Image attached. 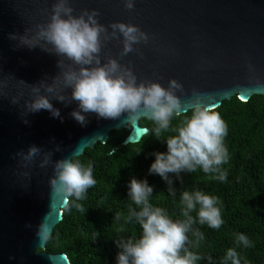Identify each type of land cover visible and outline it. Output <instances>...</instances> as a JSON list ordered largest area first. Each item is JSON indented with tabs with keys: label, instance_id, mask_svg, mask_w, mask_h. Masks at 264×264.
<instances>
[{
	"label": "clouds",
	"instance_id": "1",
	"mask_svg": "<svg viewBox=\"0 0 264 264\" xmlns=\"http://www.w3.org/2000/svg\"><path fill=\"white\" fill-rule=\"evenodd\" d=\"M122 2L126 10L135 7V0ZM43 15L46 21L34 22L22 34L7 36L16 48L29 51L38 48L56 58L57 73L45 74L32 84L11 74L0 75V99L22 109L19 113L22 123L28 125V116L42 110L63 123L61 111L53 101L65 107L75 103L76 108L69 115L82 127L87 126L90 115H95L97 120L121 121L133 129L141 119H146L152 127L144 131H150L155 140L166 145V151L150 154L154 160L147 174L163 181L167 195L174 202L178 192L175 185L177 181L183 184L182 174L202 171L211 180L227 182L228 171L223 165L230 160L225 144L228 126L220 113L204 103L195 91L188 104L182 103L178 93L183 94L184 88L177 80L170 79L165 87L158 79L138 78L131 63L120 62L128 54L138 52V45L149 43L146 32L131 22L104 25L99 22L98 10L85 8L77 12L72 0H54L50 10H43ZM112 40L122 44L120 58L104 55L103 50ZM181 116L185 118L173 126L174 118ZM49 143L53 145L51 149L31 144L26 151L21 149L13 154V159L18 158L19 167L24 169L20 174L30 179L33 167L51 168L50 193L66 206L86 213L80 201L96 185L94 163L82 161L75 152L54 159L63 149L55 138ZM116 152L111 147L107 155L114 157ZM154 187L147 178L135 176L127 183L125 222L139 225L141 231L138 238L120 237L114 241L119 249L116 264H199L203 260L214 264L211 255L192 250L199 248L205 239L200 228L194 226L219 229L224 224L221 199L198 188H184L179 191L181 218L174 219L167 209L152 203ZM36 238L41 245L46 244L50 230L41 226ZM234 245L226 250L220 264H241L237 248L254 247L244 233L235 234Z\"/></svg>",
	"mask_w": 264,
	"mask_h": 264
},
{
	"label": "water",
	"instance_id": "2",
	"mask_svg": "<svg viewBox=\"0 0 264 264\" xmlns=\"http://www.w3.org/2000/svg\"><path fill=\"white\" fill-rule=\"evenodd\" d=\"M53 2L0 0V75L11 74L32 84L57 73L54 56L38 48H16L7 39L9 33L22 34L34 22L46 21L43 10H50ZM72 6L77 12L98 10L104 25L131 22L146 32L149 43L138 45V52L120 62L131 63L138 78L158 79L165 87L170 79L177 80L184 88L183 94L178 93L184 104L193 99L194 91L215 109L235 96L242 102L255 95L264 97V0H135L131 11L122 0H72ZM121 50L122 44L112 40L103 52L120 58ZM53 104L63 123L42 110L29 115L25 125L19 115L22 109L0 99V264H71L66 254L48 253L47 243L41 245L36 238L41 226L50 230L51 237L66 208L50 193L51 168L33 167L30 179L25 178L13 154L31 144L51 149L49 141L55 138L63 150L54 159L74 152L80 157L97 143L106 144L112 131L127 128L121 121L97 120L95 115L82 127L69 115L75 103ZM140 121L123 145L137 144L148 133Z\"/></svg>",
	"mask_w": 264,
	"mask_h": 264
},
{
	"label": "trees",
	"instance_id": "3",
	"mask_svg": "<svg viewBox=\"0 0 264 264\" xmlns=\"http://www.w3.org/2000/svg\"><path fill=\"white\" fill-rule=\"evenodd\" d=\"M216 110L228 126L225 144L230 160L223 165L228 171L226 183L211 180L202 171L182 174L183 184L176 182L178 192L174 202L167 195L163 181L147 174L154 160L150 154L166 151V145L155 140L149 131L139 143L125 146L123 142L132 128L112 131L106 144L99 142L94 149L88 148L78 157L94 163L96 185L88 190L87 198L80 201L87 209L86 213L66 206L62 221L47 242L46 251L66 254L71 264H116L119 249L114 241L120 237L138 238L141 231L139 225L125 222L127 183L135 176L147 178L149 184L155 186L152 203L167 209L174 219L181 218L180 190L198 188L218 196L223 204L224 224L219 229L195 225L204 233L205 239L199 248L192 250L211 255L214 264H220L226 250L235 246V234L244 233L253 241L254 247L237 248L241 264H264V97L255 95L250 101L242 102L235 96ZM184 118H174L173 126ZM140 125L152 127L146 119H141ZM169 134L172 133L165 135ZM111 147L117 149L114 157L107 155ZM190 239L194 237L190 235ZM199 264L208 262L203 260Z\"/></svg>",
	"mask_w": 264,
	"mask_h": 264
}]
</instances>
